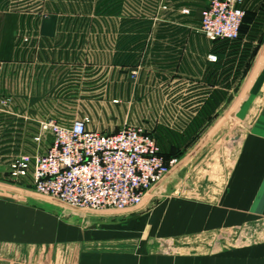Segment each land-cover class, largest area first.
<instances>
[{
    "label": "crops",
    "instance_id": "0c3cea01",
    "mask_svg": "<svg viewBox=\"0 0 264 264\" xmlns=\"http://www.w3.org/2000/svg\"><path fill=\"white\" fill-rule=\"evenodd\" d=\"M204 3L192 6L188 14L180 12L181 6L173 5L147 10L152 13L148 20L106 23L61 22L55 15L26 22L29 16L20 11L0 9V60H26L33 65L66 59L80 63L84 60L83 45L88 41L90 51L85 57L91 61V88L172 94V100L166 101L161 95L155 96L154 102L166 116L170 113L175 118L178 113L180 119L171 123V131L179 135L171 143V139L159 140L165 149L173 143L182 148L178 155L190 158L189 161L201 154L199 142L220 136L221 127L226 126V113L232 112V120L248 126L234 146L229 167L211 164L214 175L207 186L223 191L208 201L163 197L168 186L179 189L191 183L179 180L185 162L171 168L148 190L138 213L96 210L106 213L95 215L102 217L99 220L83 217L80 228L63 224L54 231H36L31 207L0 197V245L33 249L35 242H58L43 251V264H264V229H259L257 223L259 213H264V0L239 1L245 15L240 35L234 40L212 41L199 31L200 8ZM27 32L32 35L31 40L36 36L51 48L23 57L17 46L21 43L20 34ZM104 44L105 54L100 53ZM210 54L216 56V61L208 60ZM140 63L151 68L145 67L144 71ZM39 70L32 67L30 74L38 76ZM150 76L153 85L146 84ZM32 86L33 94L26 104L35 108L39 105V91L36 82ZM222 111L226 115L221 117ZM217 117L218 124L211 127ZM187 142L190 143L186 145ZM48 143L49 136L43 143L44 149ZM31 144L24 151H31ZM212 157L215 156L210 155L211 161ZM202 167L195 165L193 173H199ZM20 191L26 198L24 190ZM159 196L155 208L142 211ZM20 220L25 226L21 229ZM98 224V228H92ZM232 226L240 241L238 238L234 246L227 247L221 235L226 238L225 231Z\"/></svg>",
    "mask_w": 264,
    "mask_h": 264
},
{
    "label": "rangeland",
    "instance_id": "374dc122",
    "mask_svg": "<svg viewBox=\"0 0 264 264\" xmlns=\"http://www.w3.org/2000/svg\"><path fill=\"white\" fill-rule=\"evenodd\" d=\"M204 2L205 0H0V9L18 10L24 16H29L26 17V22L45 20L55 15L53 17H57L61 22L82 21L84 23L93 21L106 23L107 21L148 20L152 13H147V10L152 12L155 8L161 7L162 4L167 7L179 5L181 8H188L190 12L192 6ZM19 38L21 43L17 47L23 57L47 48L44 43H40V38L35 36V40H31L33 37L32 35L30 37L29 32L25 35L20 34ZM88 44L89 42L85 41L82 51L84 60L80 63L66 59L62 62H53V64L38 62L33 65L26 60L20 63L0 60V197L7 201L26 203L31 207L32 209L29 211L34 213L36 231L42 229L54 231L65 226L63 224H66L67 227L80 228L83 224V217L95 218L97 214L106 213L88 208L69 207L52 196L36 193L25 181L11 178L8 172L10 160L29 146L32 147L29 138L38 131L41 121L55 119L66 124L74 119L87 117L89 119L88 127L102 132H114L127 124H138L149 129L158 138L171 139L170 143L179 135L177 132L171 131V123H175L176 118L180 119L178 113L175 118L174 114L170 115V113L166 116L163 109L155 107L157 102H154L155 96L161 97V95L166 97V101L172 100L170 98L172 94L106 92L102 86L97 90L91 88L89 74L91 61L85 57V54L90 51ZM110 47L112 48V46ZM119 47L121 46H116V49ZM49 48L51 46H48L47 49ZM106 48L105 44L101 45L100 53L105 54ZM110 51L112 50L110 49ZM118 63L121 64L122 62H116V64ZM141 65L144 71L146 68H151V66H145L143 63H140ZM32 67L36 71L40 69L38 76L34 77L30 74ZM45 67H47L46 70H44ZM132 75L134 74L132 73ZM152 79L151 76L147 77L146 84L153 85ZM33 82H36L39 91L37 93L39 105L35 108L28 107L26 104V100L33 94ZM231 113L228 112L226 115L222 111L219 114L221 117L224 115L227 117L225 129L223 125L220 129V131L222 130L220 136L216 137L215 140L199 142L197 147L202 148L201 154L198 153L190 161L188 157L176 155L177 160L171 168L183 166L185 162V168H182L179 173V180L180 182L190 180L191 183L186 185L187 187H180L179 189L168 186L163 192V197L167 199L177 196L186 199L195 197L202 201H208L218 192L223 191L208 188L209 180L214 175V172L210 171V166L215 162L227 169L235 152L234 146H237L239 139L248 128L245 123L240 125V123L237 124L232 120L233 114ZM218 117L211 127H214L216 123L218 124L220 120ZM190 127L188 124L187 129ZM210 155L215 156L212 157L214 160L211 161ZM195 165L203 166L199 173H193L196 170L193 169ZM220 175H224V173H220ZM196 185L202 187H196ZM20 189L24 190L22 193L26 194L27 199L21 194ZM160 198L159 196L152 199L150 205L142 208V211L148 210L147 212H149L151 208H155L156 202ZM141 205L142 203H139L129 209L111 211L138 213ZM63 215H68V217H63ZM19 218H21V213H19ZM257 223L259 229H264V213H259ZM28 226L30 227V225ZM98 226L99 224L92 228H98ZM24 227L22 221H18V228ZM225 232L226 238L222 234L221 239L222 241L225 240L224 244L227 247L234 246L238 238L240 241V235L238 232L236 233L235 226L227 228ZM245 239L242 237V240ZM50 244L52 246L58 245V242L52 240ZM50 244L35 242L33 249L20 245H0V264H43L46 262L43 251H46V247Z\"/></svg>",
    "mask_w": 264,
    "mask_h": 264
},
{
    "label": "built area",
    "instance_id": "2783aa9c",
    "mask_svg": "<svg viewBox=\"0 0 264 264\" xmlns=\"http://www.w3.org/2000/svg\"><path fill=\"white\" fill-rule=\"evenodd\" d=\"M239 1L205 0L199 31L212 41L238 38L245 14ZM180 12L188 14L189 9ZM207 57L217 59L212 54ZM88 122L87 117L66 124L55 119L41 121L30 137L35 147L10 160L9 175L25 181L36 193L72 207L123 210L141 203L177 157L165 158L153 133L142 125L127 124L114 132H102L90 129Z\"/></svg>",
    "mask_w": 264,
    "mask_h": 264
},
{
    "label": "trees",
    "instance_id": "16d2710c",
    "mask_svg": "<svg viewBox=\"0 0 264 264\" xmlns=\"http://www.w3.org/2000/svg\"><path fill=\"white\" fill-rule=\"evenodd\" d=\"M245 15V14H244ZM244 18V17H243ZM242 21H243V19H242ZM242 24V23H241ZM240 29H241V25H240ZM240 29H239V35H240ZM239 37V36H238ZM154 135V134H153ZM155 136V138H156V140H157V143H158V145H159V147H160V151H161V154L165 157V158H169V157H171V156H173V155H178V154H181L182 152H183V150H182V148H180V147H178V146H176V144H172V147H169V148H167V149H165V148H163L162 146H161V142H160V140H159V138H158V136H156V135H154ZM190 142H187V144L186 145H188Z\"/></svg>",
    "mask_w": 264,
    "mask_h": 264
}]
</instances>
